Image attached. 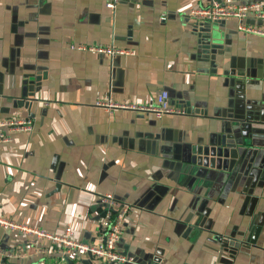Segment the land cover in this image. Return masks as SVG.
<instances>
[{"label":"crops","instance_id":"0c3cea01","mask_svg":"<svg viewBox=\"0 0 264 264\" xmlns=\"http://www.w3.org/2000/svg\"><path fill=\"white\" fill-rule=\"evenodd\" d=\"M107 1L0 0V121L33 122L0 143V217L94 242L110 193L134 208L118 243L134 264H264V38L220 21L211 56L186 14L213 2L264 12V0ZM161 91L186 114L93 106L150 105ZM32 248L0 228V264H106Z\"/></svg>","mask_w":264,"mask_h":264},{"label":"built area","instance_id":"2783aa9c","mask_svg":"<svg viewBox=\"0 0 264 264\" xmlns=\"http://www.w3.org/2000/svg\"><path fill=\"white\" fill-rule=\"evenodd\" d=\"M122 1L108 0L107 9L114 10ZM260 3H251L241 6L231 4H218L213 2L208 7H192L186 11L187 16L198 23L220 22L228 19L237 20V31L264 38V27L250 26L244 23L245 18L252 16L264 22V12H261ZM71 50L89 52L96 55L113 57L131 56V50L116 46H83L71 45ZM93 106L106 112L124 110L133 115H152L156 119L163 116H184L185 110L170 105L166 91L155 95V103L150 105L134 104L115 101L111 96L98 97ZM33 122L30 118H10L0 121V143H8L11 136L16 133H30ZM97 205L101 208L98 222V236L96 241L83 243L73 238L71 226H66L62 233L48 231L15 222L0 217V228L11 231L26 238L29 246L35 253H51L55 251L60 257L68 259L90 258L106 264H134V260L118 250V243L124 231L126 218L133 212L132 205L115 198L113 194L105 193L98 197ZM10 257V255H5Z\"/></svg>","mask_w":264,"mask_h":264},{"label":"water","instance_id":"95a60500","mask_svg":"<svg viewBox=\"0 0 264 264\" xmlns=\"http://www.w3.org/2000/svg\"><path fill=\"white\" fill-rule=\"evenodd\" d=\"M219 22H206L202 25H196L194 27L195 34L198 39L199 50L211 53L213 56L217 52L218 43L220 42V32L218 28ZM31 82H24L23 96L27 95V92H31ZM201 171L197 172V176L200 175Z\"/></svg>","mask_w":264,"mask_h":264},{"label":"rangeland","instance_id":"374dc122","mask_svg":"<svg viewBox=\"0 0 264 264\" xmlns=\"http://www.w3.org/2000/svg\"><path fill=\"white\" fill-rule=\"evenodd\" d=\"M196 24H197V25H202L203 23H198V22H196Z\"/></svg>","mask_w":264,"mask_h":264}]
</instances>
